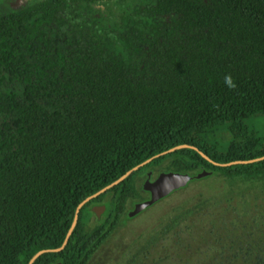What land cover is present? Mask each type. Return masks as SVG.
Here are the masks:
<instances>
[{"label": "trees", "instance_id": "16d2710c", "mask_svg": "<svg viewBox=\"0 0 264 264\" xmlns=\"http://www.w3.org/2000/svg\"><path fill=\"white\" fill-rule=\"evenodd\" d=\"M258 117L264 0H0V264H29L41 251L34 264H90L126 203L143 197L136 181L167 161L164 170L192 176L182 189L207 172L202 180L264 191V160L217 166L200 154L222 165L264 157L245 124ZM221 129L229 141L208 139ZM182 145L198 151L157 157L88 202L64 250L48 252L84 200ZM110 194L109 218L87 230L90 209ZM201 198L126 264H264V199L251 209Z\"/></svg>", "mask_w": 264, "mask_h": 264}, {"label": "rangeland", "instance_id": "374dc122", "mask_svg": "<svg viewBox=\"0 0 264 264\" xmlns=\"http://www.w3.org/2000/svg\"><path fill=\"white\" fill-rule=\"evenodd\" d=\"M23 2H20V5ZM15 6V4H12ZM247 126L253 130L258 138H262L264 141V117L253 118L246 121ZM232 135L225 129H221L216 133L209 136L208 139L211 141L225 142L229 141ZM262 148H258L260 151ZM170 162L167 161L163 165L155 167L151 170L152 178L155 179L159 174L172 172L169 170H164L168 168ZM146 179H138L136 181V187L139 189V194L141 197L137 202L134 200H129L125 205V213L121 219V223L118 225L115 232L107 240V242L101 247L95 257L92 259L90 264H126L128 255L131 253H136V250L140 243H143L144 238L158 229L169 217H171L178 208H189L194 205L197 201L201 200L202 194L207 197L215 196L224 205L232 204L235 202H241L244 207H252L255 209V203L263 202L264 191L259 189V186L248 187L244 185L241 180H232L224 176H214L207 180H197L191 183L189 188L180 189L176 193L170 194L168 197L155 203L148 209L142 211L135 217H129L130 212L134 210L136 204L141 203L143 200L147 201V195L140 190L143 188ZM113 203L112 194L105 197L104 201L100 203V206H105L106 210L98 217L92 212V216L89 217L87 221V230L92 231L95 227L100 226L105 223L109 218L107 214V204ZM217 215L222 213L221 210L216 211ZM224 215V214H223ZM231 217L234 216L230 213L225 215L227 219V224L231 223ZM251 219L248 217L247 219ZM210 220L207 219L206 229H208Z\"/></svg>", "mask_w": 264, "mask_h": 264}, {"label": "water", "instance_id": "95a60500", "mask_svg": "<svg viewBox=\"0 0 264 264\" xmlns=\"http://www.w3.org/2000/svg\"><path fill=\"white\" fill-rule=\"evenodd\" d=\"M186 148H192L198 151V149L194 146H190V145H182V146H177L175 148L170 149L169 151H166L164 153H161L160 155H157L153 158H151L150 160L142 163L141 165L133 168L132 170H130L129 172H127L124 176H122L119 180H117L116 182H114L113 184H111L110 186L104 188L103 190L99 191L98 193L94 194L93 196L87 198L86 200H84L77 208L76 211V215H75V219L74 222L72 224L71 229L69 230L66 239L62 245V247L58 248V249H54V250H48L51 252H61L62 250H64V248L66 247V245L68 244L71 235L73 234L77 223H78V219H79V213L82 209L83 206H85L88 202H90L91 200L99 197L101 194L107 192V190H109L112 187H115L116 185H118L119 183H121L122 181H124L127 177L131 176L133 172L138 171L141 167H143L144 165L150 163L153 159L163 156V155H167L170 153H173L177 150L180 149H186ZM200 154L207 159L209 162H211L212 164H215L217 166H230L233 164H246V163H253L259 160H264V157L259 158V159H255V160H251V161H244V162H235V163H231V164H219V163H214L208 156H206L204 153L200 152ZM151 176V175H149ZM208 176L207 172H203L197 175L198 179H202L204 177ZM192 180V176L188 175V174H181V173H174V172H168V173H162L160 174L154 181L151 180H147L144 185H143V189L146 192L150 193V199L145 201V202H141L135 205L134 210L132 212H130V216L129 217H135L137 216L139 213H141L142 211L148 209L149 207H151L152 205H154L155 203L159 202L160 200L168 197L170 194H172L175 191H178L184 187H186L190 181ZM106 210L105 206H97L94 207L92 209L93 213H95L98 217L101 216V214ZM45 251H41L38 254H36L32 260L29 262V264H34V262L37 260V258ZM58 264H62V263H58Z\"/></svg>", "mask_w": 264, "mask_h": 264}, {"label": "clouds", "instance_id": "9594fccd", "mask_svg": "<svg viewBox=\"0 0 264 264\" xmlns=\"http://www.w3.org/2000/svg\"><path fill=\"white\" fill-rule=\"evenodd\" d=\"M225 82H226L227 84H229V86H231V77H230V76H226V77H225Z\"/></svg>", "mask_w": 264, "mask_h": 264}, {"label": "flooded vegetation", "instance_id": "af4514ba", "mask_svg": "<svg viewBox=\"0 0 264 264\" xmlns=\"http://www.w3.org/2000/svg\"><path fill=\"white\" fill-rule=\"evenodd\" d=\"M149 175H151V176H149ZM149 175H148V178L145 180V182H146L147 180H151V181H154V180H155V179L152 178V174H151V173H150ZM97 206H100V205H97ZM97 206L94 205V206L92 207V209H93L94 207H97Z\"/></svg>", "mask_w": 264, "mask_h": 264}]
</instances>
